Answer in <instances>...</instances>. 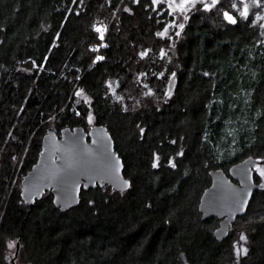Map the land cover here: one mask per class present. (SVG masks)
I'll use <instances>...</instances> for the list:
<instances>
[{
	"label": "trees",
	"instance_id": "1",
	"mask_svg": "<svg viewBox=\"0 0 264 264\" xmlns=\"http://www.w3.org/2000/svg\"><path fill=\"white\" fill-rule=\"evenodd\" d=\"M263 6L233 24L202 3L0 0V264L18 240V264H264V187L223 240L199 209L213 169L264 160ZM90 111L131 186L30 207L21 180L44 134L89 128Z\"/></svg>",
	"mask_w": 264,
	"mask_h": 264
},
{
	"label": "water",
	"instance_id": "2",
	"mask_svg": "<svg viewBox=\"0 0 264 264\" xmlns=\"http://www.w3.org/2000/svg\"><path fill=\"white\" fill-rule=\"evenodd\" d=\"M174 86L175 76L169 90ZM263 161L248 155L228 172L222 167L212 170V182L201 196L199 209L203 219H220L214 230L219 240L225 239L237 217L246 213L254 191L264 187V180L257 181L255 177V169ZM131 183L108 126H66L60 133L49 128L44 134L38 159L21 180V195L33 207L50 190L55 206L66 210L81 202L83 189L108 185L125 191ZM20 245L18 240L13 264H18Z\"/></svg>",
	"mask_w": 264,
	"mask_h": 264
},
{
	"label": "rangeland",
	"instance_id": "3",
	"mask_svg": "<svg viewBox=\"0 0 264 264\" xmlns=\"http://www.w3.org/2000/svg\"><path fill=\"white\" fill-rule=\"evenodd\" d=\"M183 2V0H168V3L170 4L171 8L178 14V15H184L189 8H191L193 5H196L198 3H202L203 7L205 8V4H210L211 0H203V2H201V0H196V2L194 4L192 3H188L185 6V10L184 11H180L177 7V5L181 4ZM248 5L249 8V13L251 12V10L256 7L254 0H218V2L216 3V5L214 7H210V8H205L207 10H215V14L218 15H222L223 18L225 17V13H228L229 15L233 16V18L235 20H237V16L235 13H233L231 11V9L237 7V9L239 10V13H241L244 9V5ZM221 8H224L223 10ZM262 11L259 12L258 16L262 17L264 20V6L262 7ZM222 10V11H221ZM263 26H264V21H263ZM172 53L174 54L173 50H171ZM176 61V60H174ZM88 120H89V125L90 127L95 124V117L92 111H90V114L88 116ZM257 171L258 173L261 175L262 178H264V175H262V173H264V164H258L257 165Z\"/></svg>",
	"mask_w": 264,
	"mask_h": 264
},
{
	"label": "snow or ice",
	"instance_id": "4",
	"mask_svg": "<svg viewBox=\"0 0 264 264\" xmlns=\"http://www.w3.org/2000/svg\"><path fill=\"white\" fill-rule=\"evenodd\" d=\"M196 2V0H183V2L179 5H177L178 9L180 11H184L185 10V6L188 3H192L194 4ZM201 2H203V0H201ZM218 2V0H211L210 4H205V8H210V7H214L216 5V3ZM254 3L257 7L261 6V0H254ZM225 18L230 22V23H236V20L233 18V16L229 15L228 13H225ZM241 16L247 17L249 15V8L248 5H244V9L243 11L240 13ZM180 28H183V25H180ZM98 32H100L101 30L99 28L96 29ZM100 59V58H98ZM155 166V165H154ZM174 166V165H173ZM262 175H264V173H262ZM241 239H246V237L242 236ZM10 246H14V245H10ZM243 252L246 254L247 249H243Z\"/></svg>",
	"mask_w": 264,
	"mask_h": 264
}]
</instances>
